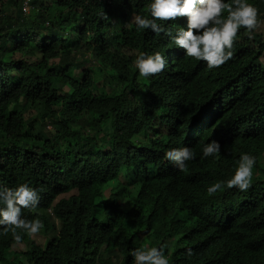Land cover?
<instances>
[{
	"label": "trees",
	"instance_id": "obj_1",
	"mask_svg": "<svg viewBox=\"0 0 264 264\" xmlns=\"http://www.w3.org/2000/svg\"><path fill=\"white\" fill-rule=\"evenodd\" d=\"M249 2L262 22L252 33L238 32L233 57L215 69L177 59L172 66L177 89L163 96L170 82L162 73L140 77L133 61L142 52L172 46L171 39H149L148 30L137 31L125 16L147 15L148 0H32L31 14L25 13L24 0H0V186L30 183L41 199L43 192L46 196L37 209L72 186L81 201L80 212L57 213L60 231L45 247L21 230L19 241L11 231L0 234V264H132L136 234H120L110 226L111 199L90 173L94 162L105 167L122 145L141 134L137 106L159 97L160 103L167 97L170 110L179 112L178 129L206 115L212 123L205 132L196 130L190 146L195 158L174 183L195 210L182 228L191 239L177 246L169 230L155 228L150 247L166 245L170 264H264V168L259 163L264 155V0ZM61 51L65 72L38 63ZM84 52L97 65L79 77L66 76L71 58L82 53L83 59ZM48 123L61 130L52 141ZM212 140L221 144V152L201 158L203 145ZM61 141L67 149L56 150ZM243 153L256 158L249 188L224 186L210 195L207 187L232 176V160ZM203 207L206 222L197 215ZM23 215L49 225L46 215L30 210Z\"/></svg>",
	"mask_w": 264,
	"mask_h": 264
},
{
	"label": "clouds",
	"instance_id": "obj_2",
	"mask_svg": "<svg viewBox=\"0 0 264 264\" xmlns=\"http://www.w3.org/2000/svg\"><path fill=\"white\" fill-rule=\"evenodd\" d=\"M25 6L30 11L35 10L32 0H24L23 9L26 13ZM147 8V15H136L135 11L126 13L127 23L134 24L137 31L148 30L149 34H145L149 39L169 37L172 46L152 53L142 52L134 59L133 64L140 77L147 78L160 73L164 75L170 86L163 96L174 93L177 89L178 80L172 71L177 59L183 58L197 65L205 62L209 69L218 68L233 57V46L238 32L244 29L252 33L262 22L258 19V9L249 0H148ZM225 12L227 14L223 15ZM175 23L182 26L174 28ZM80 54L71 58L73 64L66 76L73 71L75 64L86 63L82 73L87 67L96 65L90 63V59L87 62H78L81 59ZM84 54L86 56L85 52ZM62 62L61 51L38 63H43L49 69L65 72L66 65ZM103 89L105 93L110 92ZM158 99L138 104L137 107L141 110L137 123L138 132L141 131V134L134 140L127 141L128 144L122 145L121 153L108 161L106 168L94 162L90 173L94 180L102 184L103 194L106 197L109 195L111 199L108 208L113 210L110 226H114L120 234H127L130 230L132 234H136L135 247L129 252L132 264H170L171 253L166 254V245H149L152 241L148 238L155 228L169 230L168 235H174L172 240L177 246L191 239L188 233L182 232V228L191 215L196 216L195 210L177 194L174 183L179 173L187 169V162L195 158V152L190 146L193 139H196V130L201 128L205 132L212 123L206 115L204 119L189 123L187 128L178 129L175 125L179 122V112L176 109L170 110L171 104L167 97L164 103H160L161 99ZM110 116L113 117L114 114L110 113ZM180 125L185 124L181 121ZM47 129V138H52L51 141L61 133L59 124L57 127L48 123ZM61 144L62 146L55 147L56 150L67 149L63 141ZM106 150L110 152L111 148L107 147ZM220 152L221 144L212 140L203 145L201 158L215 157ZM263 159L264 155L259 163L262 161L264 168ZM232 161H235L234 174L225 181L212 182L207 187L210 195L224 186L241 192L249 188L251 179L255 177L253 167L256 158L249 153H243L239 159ZM102 179H106V183ZM42 196L41 199L39 189L28 182L17 183L13 187L0 186V234L11 231L19 241L21 237L17 230H21L33 235L32 239L45 247L60 231L62 218L57 213L68 211L72 215L81 211L77 186L59 192L48 206L37 209L39 203H45L44 192ZM24 210L33 211L38 216L46 215L49 225L46 226L38 217L28 219L23 215ZM197 215L202 222H206L204 207ZM39 233L47 237L44 245L34 238Z\"/></svg>",
	"mask_w": 264,
	"mask_h": 264
},
{
	"label": "rangeland",
	"instance_id": "obj_3",
	"mask_svg": "<svg viewBox=\"0 0 264 264\" xmlns=\"http://www.w3.org/2000/svg\"><path fill=\"white\" fill-rule=\"evenodd\" d=\"M26 7L27 6H25L26 14H28L29 12L30 13H33L34 10L33 11H30V9L28 10ZM34 15H37L38 16V14H34ZM89 59H92V57H90L89 54L86 53V56L83 59H79L78 62H82V61H86L87 62ZM93 63L97 65L96 61H94ZM85 64H83V65H81V64H75V67H74L73 71L69 74V76H71L73 74V76L79 77V75H81L82 72H83V70L85 69ZM120 84H121L120 81L119 82H116V85L120 86ZM34 238L37 239L40 242L41 245H44V243H45V241L47 239V237H45L42 233L35 234L34 235ZM10 259L13 260L14 258L11 257Z\"/></svg>",
	"mask_w": 264,
	"mask_h": 264
}]
</instances>
